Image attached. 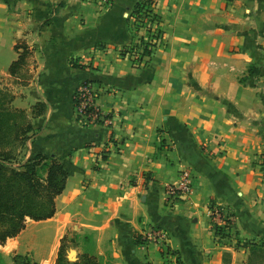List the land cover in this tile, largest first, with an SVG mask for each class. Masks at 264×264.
<instances>
[{"label": "crops", "instance_id": "0c3cea01", "mask_svg": "<svg viewBox=\"0 0 264 264\" xmlns=\"http://www.w3.org/2000/svg\"><path fill=\"white\" fill-rule=\"evenodd\" d=\"M10 1L0 79L33 125L17 156H57L69 176L55 214L28 218L2 247L55 264L76 234L114 264H245L241 240L264 241V0H156L160 35L144 55L131 48L148 35L139 0H12L13 15ZM18 41L32 54L12 75ZM85 80L102 87L110 124L77 118ZM185 169L193 192L170 206L165 185ZM211 203L232 213L231 237L216 239ZM149 225L167 229L169 253L143 239Z\"/></svg>", "mask_w": 264, "mask_h": 264}, {"label": "trees", "instance_id": "16d2710c", "mask_svg": "<svg viewBox=\"0 0 264 264\" xmlns=\"http://www.w3.org/2000/svg\"><path fill=\"white\" fill-rule=\"evenodd\" d=\"M152 2L153 0L136 2L133 14L137 19L144 12L153 13ZM147 45L146 43L144 47L146 51ZM15 48L18 57L10 64L9 71L12 75H19L29 63L28 56H31L32 48L24 41H18ZM7 89L0 86V244L24 229L28 218L41 220L53 216L56 212V197L66 187L69 176L61 158L43 152H37L17 168L10 169L3 163L18 155L20 147L30 137L29 133L33 129L30 114L25 109L12 105L15 93ZM232 227L233 217L229 234L232 233ZM250 242L247 264H264V241ZM62 245L63 243L55 264H101L90 256L70 261L61 254ZM256 256L260 257L259 261ZM224 264H228L225 258Z\"/></svg>", "mask_w": 264, "mask_h": 264}, {"label": "built area", "instance_id": "2783aa9c", "mask_svg": "<svg viewBox=\"0 0 264 264\" xmlns=\"http://www.w3.org/2000/svg\"><path fill=\"white\" fill-rule=\"evenodd\" d=\"M105 4H111L114 0H103ZM156 0H153L152 6L154 7ZM153 13H155L153 8ZM152 12H144L139 23L148 31V35L143 37V40L148 44V50H151L153 45L158 41L160 29L156 27L159 20L158 15H153ZM157 31V32H155ZM143 48L142 54H149ZM142 56V55H141ZM142 58V57H140ZM102 92V87L95 84L91 80L83 81L74 93V111L77 118L84 125H92L96 123L110 124L112 117L109 113L103 111L98 98ZM194 188L192 174L189 170L185 169L179 176L176 182H169L165 185L164 198L168 205L174 206L182 199L189 197ZM210 214L215 228L216 239H223L231 237L233 233L229 234L231 228L232 214L230 210L222 204L211 203ZM142 237L145 240L153 241L160 245L169 253L171 250L168 247L169 233L167 229L159 225H149L142 232Z\"/></svg>", "mask_w": 264, "mask_h": 264}, {"label": "rangeland", "instance_id": "374dc122", "mask_svg": "<svg viewBox=\"0 0 264 264\" xmlns=\"http://www.w3.org/2000/svg\"><path fill=\"white\" fill-rule=\"evenodd\" d=\"M11 4H12V0L10 1V15H13V13L16 12V10H15V6H11ZM136 27L141 28V24L139 23V19H136ZM155 32H157V31H155ZM147 34H148V31H147ZM139 38H140L139 41H141V44H139L140 42H136L135 45L131 46V48L133 50L141 49L143 51V48L145 47L146 42L143 40V38H141V37H139ZM28 59H31L30 55L28 56ZM137 59L143 60L142 58H140V56ZM0 78H1V76H0ZM1 83H2V81L0 79V86L2 85ZM3 87H7V86L4 85ZM7 88H8L7 89L8 91L14 93L12 89H9V87H7ZM20 152H19V154H20ZM23 158H24V155H20V156H16L13 159H6L3 163H5L6 166L10 169L17 168V167L22 166L21 165L22 163L24 164V163H26V161L28 159H30V158H28L27 160L23 161ZM233 234H234V232H233ZM78 239H79V237L76 234L66 235V237L62 241L63 245L61 247V254L64 257H67L70 261H76V260L83 259L85 256L86 257L90 256L91 258H96L97 261L99 260V262L101 264H114L110 260H105L103 257L98 256L97 254H95L93 252L92 245L90 244V239L84 238L83 241L81 239H79V240ZM7 240H8V238H7ZM7 240L4 243L0 244V264H38L34 258V254L30 251L19 252V251H16L14 249L8 248V246L2 247V245H4L7 242ZM241 241L244 243H241V244L238 243V244L243 245L246 248L250 247L249 243H251V242L249 240H241ZM71 249L75 250L76 257L70 258L68 256V252ZM230 258H231L230 256H226L227 262H229ZM231 260H232V258H231ZM256 260L259 261L260 257L256 256ZM247 261H248V258L245 261V264L247 263ZM175 262H176L175 264H180V262L177 258H176ZM237 262H238V260H236V262H234V264H237Z\"/></svg>", "mask_w": 264, "mask_h": 264}, {"label": "water", "instance_id": "95a60500", "mask_svg": "<svg viewBox=\"0 0 264 264\" xmlns=\"http://www.w3.org/2000/svg\"><path fill=\"white\" fill-rule=\"evenodd\" d=\"M68 256H69L70 258L76 257V255H75V250H74V249L69 250V252H68Z\"/></svg>", "mask_w": 264, "mask_h": 264}]
</instances>
